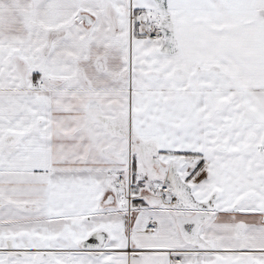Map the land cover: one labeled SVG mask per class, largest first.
I'll use <instances>...</instances> for the list:
<instances>
[{"label": "snow or ice", "instance_id": "snow-or-ice-1", "mask_svg": "<svg viewBox=\"0 0 264 264\" xmlns=\"http://www.w3.org/2000/svg\"><path fill=\"white\" fill-rule=\"evenodd\" d=\"M0 264H264V0H0Z\"/></svg>", "mask_w": 264, "mask_h": 264}]
</instances>
